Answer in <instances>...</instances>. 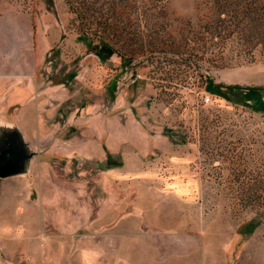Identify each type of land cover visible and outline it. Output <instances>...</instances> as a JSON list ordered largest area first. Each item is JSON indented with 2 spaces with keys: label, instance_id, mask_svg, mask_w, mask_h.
Here are the masks:
<instances>
[{
  "label": "rangeland",
  "instance_id": "obj_1",
  "mask_svg": "<svg viewBox=\"0 0 264 264\" xmlns=\"http://www.w3.org/2000/svg\"><path fill=\"white\" fill-rule=\"evenodd\" d=\"M2 129L35 157L0 197L37 217L42 199L179 194L204 204L209 264H264V0H0Z\"/></svg>",
  "mask_w": 264,
  "mask_h": 264
},
{
  "label": "crops",
  "instance_id": "obj_2",
  "mask_svg": "<svg viewBox=\"0 0 264 264\" xmlns=\"http://www.w3.org/2000/svg\"><path fill=\"white\" fill-rule=\"evenodd\" d=\"M109 131L112 147L127 138L124 131L115 133L113 127ZM23 176L0 180L12 185ZM5 194L0 197L6 201L0 211V264H209V246H193L198 223L208 221L204 204L179 194L161 193L162 199L156 203L115 200L113 196L98 200V195L81 202L75 197L68 203L73 205L72 214H67L66 205L60 202L66 198L54 199L59 200L57 204L42 199L39 217L33 212L36 203L32 198L24 199L23 208L24 203L19 201L23 199L10 191ZM83 205H89L90 215L95 211L96 216L91 218L89 232L81 235ZM70 216L73 223L68 222ZM67 237H82L80 243L88 245L73 242L67 246ZM162 244L176 253L180 251L183 258L161 262L156 251H161Z\"/></svg>",
  "mask_w": 264,
  "mask_h": 264
},
{
  "label": "water",
  "instance_id": "obj_3",
  "mask_svg": "<svg viewBox=\"0 0 264 264\" xmlns=\"http://www.w3.org/2000/svg\"><path fill=\"white\" fill-rule=\"evenodd\" d=\"M34 156L19 130H0V179L25 175Z\"/></svg>",
  "mask_w": 264,
  "mask_h": 264
},
{
  "label": "built area",
  "instance_id": "obj_4",
  "mask_svg": "<svg viewBox=\"0 0 264 264\" xmlns=\"http://www.w3.org/2000/svg\"><path fill=\"white\" fill-rule=\"evenodd\" d=\"M203 101L205 104H210L212 102V98L211 97H208V96H205L203 98Z\"/></svg>",
  "mask_w": 264,
  "mask_h": 264
},
{
  "label": "trees",
  "instance_id": "obj_5",
  "mask_svg": "<svg viewBox=\"0 0 264 264\" xmlns=\"http://www.w3.org/2000/svg\"><path fill=\"white\" fill-rule=\"evenodd\" d=\"M251 226H249V231L247 230L245 233H246V235H250V233L253 231V229H254V224H252V228H250Z\"/></svg>",
  "mask_w": 264,
  "mask_h": 264
}]
</instances>
